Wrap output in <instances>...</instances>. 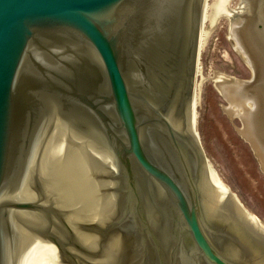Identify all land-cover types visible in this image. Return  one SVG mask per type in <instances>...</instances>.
Returning a JSON list of instances; mask_svg holds the SVG:
<instances>
[{"label": "water", "instance_id": "obj_1", "mask_svg": "<svg viewBox=\"0 0 264 264\" xmlns=\"http://www.w3.org/2000/svg\"><path fill=\"white\" fill-rule=\"evenodd\" d=\"M204 1L0 0V264H264L189 131ZM228 30L251 76L222 104L264 176V0Z\"/></svg>", "mask_w": 264, "mask_h": 264}, {"label": "rangeland", "instance_id": "obj_2", "mask_svg": "<svg viewBox=\"0 0 264 264\" xmlns=\"http://www.w3.org/2000/svg\"><path fill=\"white\" fill-rule=\"evenodd\" d=\"M213 1L206 3L210 6ZM239 2L233 0L231 7H238ZM228 20L220 18L212 28L207 21L202 25L196 80V87L201 83L196 130L206 157L220 179L264 225V176L251 156L250 147L243 145L240 135L231 127L215 82L217 76H251L236 47L229 46Z\"/></svg>", "mask_w": 264, "mask_h": 264}, {"label": "bare ground", "instance_id": "obj_3", "mask_svg": "<svg viewBox=\"0 0 264 264\" xmlns=\"http://www.w3.org/2000/svg\"><path fill=\"white\" fill-rule=\"evenodd\" d=\"M233 0H214L213 3L209 6L207 5V0L204 1L203 11H202V21H201V30L202 25L204 22H209L210 27L212 28L215 26L217 21L220 18L229 19L232 7L231 2ZM210 31V29H209ZM202 32V31H201ZM210 33V32H208ZM206 35V33L204 34ZM207 34L206 37H208ZM203 39V32L200 35V44ZM205 40V39H204ZM218 78H224L222 76H217L216 83L219 86ZM214 81V80H213ZM201 84V83H200ZM195 85L193 97H192V108H191V118L189 122V131L191 136L195 139V141H200L199 136L196 130V123H197V106L199 100V93L201 90V85ZM220 88V87H218ZM220 91V90H219ZM207 171L209 175V180L215 188L216 195L214 197L208 195V202L214 207L215 205L218 206L221 202H229L230 199L233 197V193L231 190L223 183L220 179L218 174L215 172L212 164L206 160ZM218 203V204H217ZM231 208V205H229ZM235 220L239 223H236L238 230L245 236L247 244L253 249V253L256 256H260L261 258L264 257V253H260L259 249L264 247V239L260 236L261 234L258 230H263L264 225L258 220L255 221V224L250 223L249 221L245 220L243 217H234ZM258 225V226H257ZM259 229H258V228ZM40 264H61L60 256L58 251L53 250H45L42 254V259Z\"/></svg>", "mask_w": 264, "mask_h": 264}]
</instances>
